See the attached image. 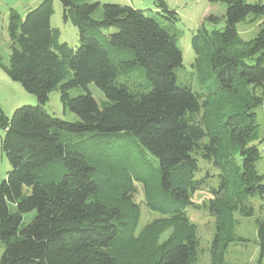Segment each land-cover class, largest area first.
Here are the masks:
<instances>
[{"label":"trees","instance_id":"16d2710c","mask_svg":"<svg viewBox=\"0 0 264 264\" xmlns=\"http://www.w3.org/2000/svg\"><path fill=\"white\" fill-rule=\"evenodd\" d=\"M60 1L64 20L79 29L76 49L52 26L53 0L24 18L10 10V63L0 58V67L38 104L12 116L0 105L1 150L10 163L0 184L1 264H197L200 238L189 208L199 206L192 196L207 185L197 177L200 157L220 171L204 206L215 220L210 264H226L229 246L246 241L236 232L237 214L254 215L251 198H264L255 111L264 105V1L209 0L227 11L223 28L212 14L192 36V66L206 93L179 82L183 54L172 29L179 15L165 0H155L156 13ZM250 14L263 20L246 41L237 24ZM90 83L104 92L102 106ZM76 87L85 91L72 96ZM57 88L78 121L45 109ZM137 183L147 209L159 214L140 230ZM258 237L263 252L264 219Z\"/></svg>","mask_w":264,"mask_h":264},{"label":"rangeland","instance_id":"374dc122","mask_svg":"<svg viewBox=\"0 0 264 264\" xmlns=\"http://www.w3.org/2000/svg\"><path fill=\"white\" fill-rule=\"evenodd\" d=\"M43 0H0V58L6 65L10 63V37L8 32V23L10 10L16 9L24 18L28 10L35 8ZM54 1V14L51 18L52 26L61 30L60 41L67 42L72 48L79 46V29L70 21H65L64 6L60 0ZM94 2L104 3H120L133 6L135 8L148 10L151 13L158 11L155 0H92ZM171 9H175L179 15V20L172 27L178 34V44L183 54L182 66L177 69V75L180 83L190 84L194 91L206 93L204 88L198 83L197 73L192 64L195 61L196 54L192 47V36L194 32L203 23L209 15H216L220 18L218 27L223 28L226 25L227 4L224 2H210L209 0H165ZM255 2L257 0H246ZM264 1V0H262ZM95 18L102 17V8H99L93 14ZM263 17H255L253 14L248 15L245 19L237 24V30L242 39L253 40L261 29ZM167 24V23H166ZM168 25V24H167ZM166 25V26H167ZM211 28L212 24L208 23ZM167 28H170L167 26ZM69 73L67 79L70 78ZM88 89L93 94L97 102L102 106L107 100L104 92L94 83L88 85ZM85 91L82 87H76L70 90L72 96H76ZM261 89L256 92L261 93ZM38 100L35 94L28 92L20 82L10 78L0 67V105L7 116H12L14 111L24 105L35 106ZM45 109L52 115L67 121H78V116L68 109H65L59 88L53 90L49 94V100L45 105ZM257 120L261 126V137L264 138V105H260L255 109ZM3 131L0 129V184L6 178L10 169V163L1 150V137ZM261 157L257 163V168L264 175V142L257 141ZM200 170L197 177L206 179L207 185L203 189L196 191L192 200L196 205L189 208L191 220L198 225V235L200 238L199 261L197 264H210V245L215 234V220L210 215L204 201L211 197L210 186L218 185V175L220 173L212 162L199 158ZM138 193L135 200L141 205V220L139 230L148 222L159 216L157 212L150 211L144 204L143 186L137 183ZM29 188H25L28 191ZM251 203L255 208L252 216L245 217L237 214L239 224L236 232L246 241H237L232 243L226 253V264H264V251L258 243V220L264 219V198L259 196L251 198ZM12 208L15 207L12 205ZM36 215V211L24 214V223L28 224ZM168 235L165 233L163 239ZM5 250V243L0 241V264L1 257Z\"/></svg>","mask_w":264,"mask_h":264}]
</instances>
